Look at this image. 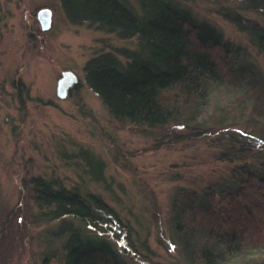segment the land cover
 Masks as SVG:
<instances>
[{
	"label": "trees",
	"instance_id": "obj_1",
	"mask_svg": "<svg viewBox=\"0 0 264 264\" xmlns=\"http://www.w3.org/2000/svg\"><path fill=\"white\" fill-rule=\"evenodd\" d=\"M136 1L62 0L71 21L137 39L134 49L91 57L85 80L113 118L175 126V140L227 128L217 136V157L239 165L200 191L178 188L170 226L186 264H264V71L189 8L174 0ZM239 1L264 13V0ZM222 14L264 51V23L233 9ZM243 117L250 133L231 128ZM81 154L103 181L104 161L87 149ZM30 185L46 220L58 222L62 264H132L125 255L133 229L101 194L58 177L35 176Z\"/></svg>",
	"mask_w": 264,
	"mask_h": 264
},
{
	"label": "rangeland",
	"instance_id": "obj_2",
	"mask_svg": "<svg viewBox=\"0 0 264 264\" xmlns=\"http://www.w3.org/2000/svg\"><path fill=\"white\" fill-rule=\"evenodd\" d=\"M174 1L264 71V51L222 14L233 9L264 23L263 12L244 9L239 0ZM45 7L52 10L48 30L38 20ZM136 47L135 38L71 21L62 0H0V264H62L58 222L46 220L30 185L40 175L101 194L133 229L125 255L132 264H186L169 222L174 193L200 191L240 162L217 157V136L227 128L175 140V126L145 128L111 116L85 80V63L101 52ZM64 70L75 71L79 81L60 98ZM246 120L232 130L250 133ZM82 149L104 161L103 181L93 177Z\"/></svg>",
	"mask_w": 264,
	"mask_h": 264
},
{
	"label": "water",
	"instance_id": "obj_3",
	"mask_svg": "<svg viewBox=\"0 0 264 264\" xmlns=\"http://www.w3.org/2000/svg\"><path fill=\"white\" fill-rule=\"evenodd\" d=\"M38 20L42 29L48 30L52 24V10L50 8H41L38 11ZM79 81L78 74L73 70H64L57 81V95L60 98H66L71 88Z\"/></svg>",
	"mask_w": 264,
	"mask_h": 264
}]
</instances>
